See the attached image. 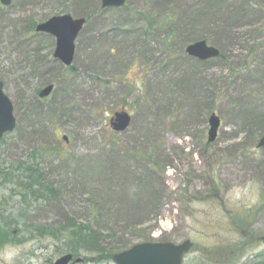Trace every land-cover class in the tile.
<instances>
[{"label":"rangeland","instance_id":"1","mask_svg":"<svg viewBox=\"0 0 264 264\" xmlns=\"http://www.w3.org/2000/svg\"><path fill=\"white\" fill-rule=\"evenodd\" d=\"M63 15L87 22L69 67L34 31ZM201 41L219 57L187 56ZM0 82L17 121L0 142L1 213L15 214L11 191L31 165L58 196L29 225L87 224L115 236L108 251L188 239L183 264H264V0H12L0 6ZM121 112L131 123L119 133ZM57 245L8 243L0 264H53Z\"/></svg>","mask_w":264,"mask_h":264},{"label":"water","instance_id":"2","mask_svg":"<svg viewBox=\"0 0 264 264\" xmlns=\"http://www.w3.org/2000/svg\"><path fill=\"white\" fill-rule=\"evenodd\" d=\"M12 0H0V4L4 7H10ZM126 0H101V8H120L125 4ZM84 19H72L69 15L55 16L48 21L38 25L35 29L36 33L48 34L55 37L56 48L54 51V59H58L63 65L70 66L74 58L75 39L79 32L85 26ZM186 54L190 58H195L201 62L212 60L219 55L216 48H212L205 41L193 43L187 46ZM3 85L0 82V141L6 134L14 132L16 120L14 118V110L11 101L7 98L3 91ZM54 87L49 85L39 92L38 98L46 99ZM131 118L125 112L115 113L111 119L110 127L113 131L122 133L129 128ZM209 129L207 131L208 143H212L218 136V128L220 127V119L212 114L208 118ZM65 140V138H64ZM257 147L264 148V137L259 140ZM264 244V236L262 238ZM192 247L189 240L184 241L180 245L163 242L140 243L133 246L125 252L119 253L113 258V264H182L184 255L188 254ZM73 260V256L65 254L57 259L53 264H69ZM83 260L77 258L73 264H80Z\"/></svg>","mask_w":264,"mask_h":264},{"label":"trees","instance_id":"3","mask_svg":"<svg viewBox=\"0 0 264 264\" xmlns=\"http://www.w3.org/2000/svg\"><path fill=\"white\" fill-rule=\"evenodd\" d=\"M50 154L53 155V153ZM7 176H9L8 173ZM15 185L17 189L11 192L14 196L20 197L19 207L14 215L0 212V248L8 243L19 244L23 240L47 237L56 241L58 244L56 249L60 254L68 253L79 257L87 253L94 257L95 263L99 264L112 261L117 253L125 251L130 245H119L113 250H105V240L114 241L115 239L112 233L105 232L104 234L97 230L93 231L92 226L76 224L74 220L63 224L62 227L29 225L27 222L31 211L54 202L58 194L53 186H48L44 182L36 166L29 165L22 170V175ZM19 223L24 229H18Z\"/></svg>","mask_w":264,"mask_h":264}]
</instances>
